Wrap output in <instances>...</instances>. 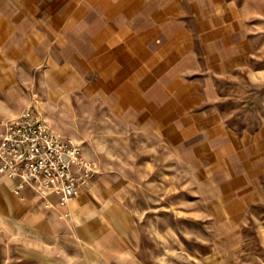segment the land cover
<instances>
[{
    "label": "rangeland",
    "instance_id": "374dc122",
    "mask_svg": "<svg viewBox=\"0 0 264 264\" xmlns=\"http://www.w3.org/2000/svg\"><path fill=\"white\" fill-rule=\"evenodd\" d=\"M56 1L59 13L71 0ZM179 1L170 19L184 26L158 36L135 26L136 15L124 17L127 26H102L110 11L96 8L87 21L80 9L77 56L43 61L29 42L74 26H55L42 9L20 13L42 0H0V95L12 106L23 97L21 111L76 139L95 162L99 199L127 217L120 264H264V3L249 0L253 11L239 26H197ZM157 54L168 65L158 76L146 69ZM11 230L0 223V264H45L43 245Z\"/></svg>",
    "mask_w": 264,
    "mask_h": 264
},
{
    "label": "crops",
    "instance_id": "0c3cea01",
    "mask_svg": "<svg viewBox=\"0 0 264 264\" xmlns=\"http://www.w3.org/2000/svg\"><path fill=\"white\" fill-rule=\"evenodd\" d=\"M262 1L264 3V0ZM57 2L56 0H42L39 6L30 10L26 8L19 10L24 15L28 12V15L35 16V13L42 9L44 15L51 16V22L55 26H74L71 30L75 33H71L68 29H62L58 36H54L47 41L35 40L34 38L29 42L33 48L31 54L35 58H43V61L51 55L61 59L68 54L73 55V53L77 56L78 46L74 42L73 36H78L77 24L80 16L84 14L80 9L89 10L86 16L87 21L91 18L89 14H93L96 8L110 11L108 15L101 18L102 20L97 21L96 24L99 23L98 25L102 26H127L123 22L124 17L136 15L140 22L135 26H152L149 27L150 29L145 28L151 30L153 36L160 35V31L165 29V26H184L183 23H174L170 19V15L174 14L181 4V1L176 3V0H82L83 5L80 7L77 4L79 0H71L70 6L65 11L59 10V13L55 12L58 7ZM185 2L191 9L189 12L199 16L196 17L197 26H207L210 20L212 22V25L210 22V26H213V24L217 26L218 22L219 26H239V15L253 11L249 0H246V4L241 8H238L234 0H185ZM33 16L32 18H34ZM112 16H118V21L113 22V20L116 21V18L113 19ZM201 16H203V19ZM49 25L53 26L52 24ZM175 34L167 37L165 42L167 46L176 45L177 37H180L181 33L179 34L178 31ZM184 35L182 34V37ZM137 52L139 51L136 50L135 53ZM130 55L132 56V54ZM159 56L156 57L157 60H151L152 56H150L146 68L157 74V76L168 67V65L165 67L162 64L164 62L158 63ZM102 59L105 61L104 55ZM140 59L142 60V58ZM140 63L139 61L137 66L134 67L136 72L134 79L140 78V81L136 83V87L134 84V94L139 95L141 94V86H143L141 78H143L142 73L144 71L143 65ZM28 64L30 67H35L30 61ZM4 78V81H7L10 86V81L6 79L5 74ZM14 84L11 86H14ZM2 95H0V123L4 127V122L8 118L21 112L24 98L22 97L17 104L12 106L7 102V93L4 92ZM98 187L99 183L93 181L92 178L80 188L79 193L72 198L67 209L57 206L47 208L41 197L32 190L26 189L19 195L15 194L12 189V182L5 177H0V223L12 229V234L23 237L26 245H43L46 252L40 254V257H42V260L44 259L45 264H120L117 259L120 258L119 246L121 241L123 243L121 235L124 233V223L127 217L124 215L116 217L112 214V212L115 214H117V211L120 212L119 205L116 204L111 211L110 200L99 199V195L102 194L101 189ZM65 211L68 212L67 216L63 215ZM58 225L61 229L58 228ZM31 240H33V243L29 242ZM35 240H37V243L34 242ZM66 243L70 245V248L67 246L68 250L65 247ZM112 245L114 246L113 249H108ZM58 247H61L60 252ZM122 247L125 249L122 254L126 255V247L123 245ZM111 256H113L112 259ZM47 260H53V262Z\"/></svg>",
    "mask_w": 264,
    "mask_h": 264
},
{
    "label": "built area",
    "instance_id": "2783aa9c",
    "mask_svg": "<svg viewBox=\"0 0 264 264\" xmlns=\"http://www.w3.org/2000/svg\"><path fill=\"white\" fill-rule=\"evenodd\" d=\"M97 172V165L83 156L76 139L55 131L32 109L25 108L4 122L0 177L12 182L15 194L30 189L41 197L45 207L67 209Z\"/></svg>",
    "mask_w": 264,
    "mask_h": 264
}]
</instances>
